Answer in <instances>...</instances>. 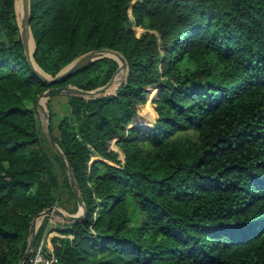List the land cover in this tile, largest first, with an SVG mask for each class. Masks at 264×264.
Here are the masks:
<instances>
[{
  "label": "trees",
  "instance_id": "trees-1",
  "mask_svg": "<svg viewBox=\"0 0 264 264\" xmlns=\"http://www.w3.org/2000/svg\"><path fill=\"white\" fill-rule=\"evenodd\" d=\"M133 2L31 0L47 74L102 49L129 64L114 94L67 96L69 112L50 114L87 208L53 230V264H264V0ZM118 68L105 58L52 87L92 91ZM49 88L29 63L16 0H0V264L20 263L64 185L76 201L39 124ZM151 92L153 127L138 119Z\"/></svg>",
  "mask_w": 264,
  "mask_h": 264
},
{
  "label": "water",
  "instance_id": "water-1",
  "mask_svg": "<svg viewBox=\"0 0 264 264\" xmlns=\"http://www.w3.org/2000/svg\"><path fill=\"white\" fill-rule=\"evenodd\" d=\"M21 6H22L21 8L22 20L21 22L18 21V24L20 28L21 39L25 47L26 55L36 75L45 84L51 86V88H49L39 97L37 101V105L41 109L42 113L44 114L47 120V137L49 143L61 161L63 169L67 174L72 191L76 197L79 208L77 214L72 215L54 206L49 209H46L45 211H43L42 213H40L38 216L35 217L31 225L29 245L27 247L24 256L22 257V260L19 263V264H27L31 254L34 251L38 230L44 219L55 218L66 225H71L82 222L87 217L86 203L82 196L74 170L68 158L66 157L61 147L58 145L53 135L51 129V115L46 109V104L50 99L56 96H73V97H80L85 100H91V99L102 98L114 94L119 89V87L126 82L129 74V64L126 58L120 52L111 49H102L98 51H92L80 56L71 64L66 66L56 76L47 74L38 65V63L35 60V53L37 50V46L31 28V0H22ZM16 8H17V0H16ZM17 20H18V16H17ZM31 39L33 40V44H34L33 48H32ZM105 58L114 59L119 64L118 70L116 71L113 78L107 85L92 91L82 90L72 85L52 87L53 85L62 84L66 82L70 77L80 73L84 69L92 66L96 62L101 61ZM120 74H122V78L120 82L116 85L117 76H119ZM42 102L45 103V107H43Z\"/></svg>",
  "mask_w": 264,
  "mask_h": 264
},
{
  "label": "rangeland",
  "instance_id": "rangeland-1",
  "mask_svg": "<svg viewBox=\"0 0 264 264\" xmlns=\"http://www.w3.org/2000/svg\"><path fill=\"white\" fill-rule=\"evenodd\" d=\"M21 1L22 0H17V8H16V11H17L16 15L18 16V20L17 21H19V22H21V20H22ZM136 1L137 0H134L133 3L135 4ZM129 15H130V19H131V23H132L133 29L137 32L138 35H141L145 30L136 26L135 19H134L133 15H132V8L129 11ZM32 48H33V46H32ZM150 90H151V88L149 89V91ZM152 93L153 92L146 94L147 103L145 105H141L140 106V113H139V117H138V119H142L145 122L151 124L150 127H153V125L158 120V115H157V112H156L155 107H154V100L156 99L157 95L155 93L153 98H152L151 97ZM46 109H47V111L50 114H51V112L56 114L55 123H57L60 117L64 116L65 114H67L69 112V109H68V97L67 96H56V97H53L46 104ZM37 114H38L40 128H41L42 132L47 137V120H46L44 114L42 113L41 109L38 107V105H37ZM115 144L116 143L113 144V148L115 150H118L117 147L115 146ZM120 159H122V160L124 159V156L121 153H120ZM97 160H99V159H93L92 162H95ZM57 170H58V175L60 177V180L62 182H64L65 177L68 179L67 174H66V172L64 170H61L59 167H58ZM68 182H69V180H68ZM69 185H70V183H69ZM57 200H58V202L55 205L57 208L62 209L65 212H67L69 214H72V215H76L77 214V213H72L73 210H74V207H75V202L77 200L75 201L73 199V197H72V195L70 193V190L67 188V186L64 185L62 187V189L59 191V193L57 194ZM52 220L54 221V223L50 222L51 221L50 218H46V219H44L42 221V223L40 225V228L38 230V233L41 230V228L44 227V226H45L44 227L45 230L43 232L42 237L40 238L39 244L37 245L38 247L40 245H42V241H43V239L45 237V234H46V229H48L49 232L51 233L52 230L55 231L57 228L60 229V228H63L64 226H66V224L60 222L59 220H57L55 218L52 219ZM55 236H57V235L54 234V232H53L51 237H49V239H50L49 242L44 243V247H43L44 250L47 248V244H49V246H52L51 245V241H52V239ZM35 248H36V246H35ZM35 256H36V254H35V251H34L31 254V256H30L28 264H33L34 263Z\"/></svg>",
  "mask_w": 264,
  "mask_h": 264
},
{
  "label": "built area",
  "instance_id": "built-area-1",
  "mask_svg": "<svg viewBox=\"0 0 264 264\" xmlns=\"http://www.w3.org/2000/svg\"><path fill=\"white\" fill-rule=\"evenodd\" d=\"M52 219L54 218H50L51 220L50 222L54 223ZM52 233H53V230L50 233L49 230L46 229V234L42 241V245H40L37 248H34L36 256H35V261L33 264H53L54 263L55 259H54V256H53V253H52V250L49 244H47V248L45 250L43 249L44 243L49 242L50 240L49 237H51Z\"/></svg>",
  "mask_w": 264,
  "mask_h": 264
},
{
  "label": "bare ground",
  "instance_id": "bare-ground-1",
  "mask_svg": "<svg viewBox=\"0 0 264 264\" xmlns=\"http://www.w3.org/2000/svg\"><path fill=\"white\" fill-rule=\"evenodd\" d=\"M31 43H32V46H33L34 44H33V40L32 39H31ZM121 78H122V74L117 76L116 85L120 82ZM42 105H43V107H45V103L44 102H42Z\"/></svg>",
  "mask_w": 264,
  "mask_h": 264
}]
</instances>
